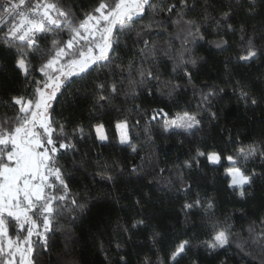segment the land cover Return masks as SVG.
<instances>
[{"label":"snow or ice","instance_id":"1","mask_svg":"<svg viewBox=\"0 0 264 264\" xmlns=\"http://www.w3.org/2000/svg\"><path fill=\"white\" fill-rule=\"evenodd\" d=\"M201 44L231 52L219 84L196 82L207 63L195 51ZM256 62L264 68V0H0V264H41L57 222L80 220L99 203L120 205L117 184L141 177L143 168H125L96 149L138 154L140 140L155 148L154 128L165 138L200 137L182 164L154 167L152 181L165 192L188 197L193 172L206 162L223 169L227 189L247 203L264 182V133L245 142L229 131L227 153L200 144L205 123L223 135L215 109L228 86L245 110L264 103V73L258 85L232 73ZM189 90L191 98L181 99ZM112 114L110 132L105 117ZM151 202L145 193L135 205L142 212ZM237 211L247 223L239 231ZM177 216L167 235L152 228L151 247L136 264H182L194 248L223 254L219 264H228L233 249L244 264H264V210L251 220L243 207L218 212L215 197L197 191ZM145 227L143 215L117 217L97 241L104 264H130L126 246Z\"/></svg>","mask_w":264,"mask_h":264},{"label":"trees","instance_id":"2","mask_svg":"<svg viewBox=\"0 0 264 264\" xmlns=\"http://www.w3.org/2000/svg\"><path fill=\"white\" fill-rule=\"evenodd\" d=\"M195 51L197 55H202L207 60V63L202 64L198 70L196 82L202 84L207 80L209 85L221 83L224 80V61L231 52H220L208 44H201ZM258 66L259 62L253 64L250 69L234 67L232 73L235 79L258 85L257 77L264 73V68ZM190 98L191 90L188 91L187 97H181V99ZM78 110L81 114L86 115L87 104L81 101ZM215 110L221 116L220 124L224 126L223 135L221 136L220 128L213 130L205 123V138L200 144L201 147H215L227 153L232 151L226 143L229 131L233 134V138L239 135L245 142L258 138L261 133H264V103L257 108L245 110L243 103L237 102L231 86L226 88V92L223 98L219 99ZM114 119L115 114L105 117V123L110 132L114 131L111 127V122ZM153 138L155 148L144 140H140L141 150L138 154H132L130 150L122 153L115 145L96 149V152L102 153L104 158L120 159L125 168L142 166L143 174L139 178L131 177L132 182H126L129 178L125 177L117 184L116 188L122 201L120 205H112L108 202L99 203L95 207H91L80 220L73 222L69 218L57 222L54 233H50L51 251L37 257L41 264H104V256L99 251L97 243L98 239L101 236L106 238L108 234L112 233L117 217H120L123 222V220L130 221L133 216L143 215L146 218L147 227L140 229L138 234L132 237L131 243L126 246L130 264H136L137 255H143L151 247L148 237L152 228H159L166 235L171 233L173 224L178 219L177 213L180 204L184 199H191L195 196L197 191L201 195L214 196L218 212L229 213L233 208L243 207L247 213V219L251 220L264 210V182H257L256 195L245 203L227 189L224 183L223 169L218 172L213 171L206 162L202 170L193 172L195 183L188 197L180 196L175 199L174 190L173 193H167L164 191V184L152 181V177L156 175L154 167L158 164L159 167L173 168L176 164H182L189 158V154L195 151L197 146L195 141H199L200 137H196L195 140L191 137L175 135L165 138V134L159 128H154ZM154 152L158 153V159L156 155H153ZM165 179H167L166 175ZM145 193L151 194L152 202L141 212V209L136 207L135 200L143 198ZM234 219L237 231L241 226L247 227V223L240 218L239 211ZM192 220L198 225L199 214L194 213ZM186 233L187 237L193 236L191 224ZM196 234L200 239L205 238L202 228L196 229ZM124 238L127 239V237ZM194 259L198 260L199 264H219V260L224 259V255H220L218 258L208 256L203 249L194 248L182 261V264H192ZM227 259L228 264H244V260L235 254L234 249L227 253Z\"/></svg>","mask_w":264,"mask_h":264}]
</instances>
